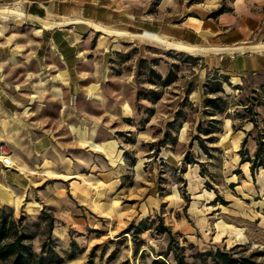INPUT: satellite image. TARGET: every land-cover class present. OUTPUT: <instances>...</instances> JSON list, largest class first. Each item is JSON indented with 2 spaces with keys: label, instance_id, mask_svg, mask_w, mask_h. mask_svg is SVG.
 <instances>
[{
  "label": "rangeland",
  "instance_id": "rangeland-1",
  "mask_svg": "<svg viewBox=\"0 0 264 264\" xmlns=\"http://www.w3.org/2000/svg\"><path fill=\"white\" fill-rule=\"evenodd\" d=\"M188 46L195 49L188 50ZM202 58L194 45H167L153 39L126 43L115 51L103 82L106 100L87 102V107L108 108L105 121L109 128L103 120L96 122L101 127H95L90 119L95 113L87 115L85 128L77 115L70 113L75 105L62 83L59 94L40 100L38 115L32 114L33 107L24 109L29 123L31 116H37L33 118L40 119L42 126L26 123L5 139L10 155H4L13 163L0 156V206L17 217L25 215L38 250L48 236L44 211L56 214L57 251L50 254L47 264H123L127 259L131 264H153L171 239L170 230L160 231L162 221L188 246L189 259L197 250L235 247L238 255L264 261V167L254 172L239 151L249 134L247 147L254 154L257 138L264 132V70L235 78L205 68ZM219 78L224 90L213 91L221 82ZM217 95L221 96L220 106L209 105L208 98ZM119 107H125V112L129 107L132 115L115 120ZM214 117L219 120L212 121ZM200 126L215 129L209 134L216 136L210 142V153L197 138L199 133L207 136ZM80 130H87V134L97 130V140L84 143ZM48 131L58 138L62 158H74L76 166L86 167L76 176L81 180L89 170L88 163L103 158L106 152L115 150L110 157L113 163L122 158L128 163L138 159L143 178L157 192V205L143 198L144 210L140 203L135 204L128 210L129 217L127 211L119 214L98 199L86 206L68 189L65 163L63 169L59 162L54 168L50 164L42 167L48 174L29 171L41 162L32 151V139ZM8 165L29 173L33 184L23 189L9 182L2 172ZM74 211H81L87 224L70 221ZM144 218L147 224L139 230ZM63 223L66 234L57 231ZM127 227L133 229L125 231ZM0 264L6 263L0 260Z\"/></svg>",
  "mask_w": 264,
  "mask_h": 264
},
{
  "label": "crops",
  "instance_id": "crops-1",
  "mask_svg": "<svg viewBox=\"0 0 264 264\" xmlns=\"http://www.w3.org/2000/svg\"><path fill=\"white\" fill-rule=\"evenodd\" d=\"M21 2L22 12L0 7V144L6 143L5 139L26 123L29 127L42 126L38 123L40 119L33 118L37 116H31L29 123L24 109L33 107L32 114L38 115L40 100L49 94H59L61 83L70 103L75 105L70 113L76 114L85 128L87 115L95 113L90 119L95 127H101L96 122L106 120L108 108L87 107V102L106 100L108 94L103 82L107 79L111 58L126 43L142 44L145 39H153L167 45H194L202 53L201 63H205V68L217 69L235 78L264 70V0ZM221 7L223 10L216 12ZM2 11L20 15L4 19ZM97 108L101 110L95 112ZM118 109L115 120L123 121L132 115L129 107L126 112L125 107ZM106 122L104 126L108 127ZM79 134L86 144L98 138L97 130L90 134L80 130ZM110 139L119 142L116 137ZM58 144V138L50 131L34 137L32 151L39 155L41 162L37 163L40 167L29 171L48 174L41 169L45 165L54 168L59 162L62 169L66 166L68 189L86 206L96 204L98 199L119 214L127 211L129 217L128 210L135 204L140 203L144 210L143 198L157 205V192L143 178L144 171L137 167L138 159L128 163L122 158L113 163L110 157L116 154L115 150L111 155L105 151L103 158L97 157L88 163L89 170L81 180L76 176L86 167L76 166L74 158H62ZM2 172L9 182L23 189L33 184L29 173L11 165ZM69 216L73 217L70 221L87 224L81 211ZM57 231L66 234V223L57 227Z\"/></svg>",
  "mask_w": 264,
  "mask_h": 264
},
{
  "label": "trees",
  "instance_id": "trees-1",
  "mask_svg": "<svg viewBox=\"0 0 264 264\" xmlns=\"http://www.w3.org/2000/svg\"><path fill=\"white\" fill-rule=\"evenodd\" d=\"M223 7L216 12H221ZM228 80V76L225 77ZM216 90H224L223 80ZM220 95L216 97L210 96L208 104L220 106L218 101ZM209 114H215L214 111L208 110ZM217 117L212 118V121H218ZM258 124V123H257ZM201 127L202 133L197 135L200 145L207 152L210 153L212 146L210 142L215 141V135L212 134L215 129L212 127ZM249 134L243 140V146L239 149L243 154L242 161H250L251 168L255 172L257 169L264 167V132H260L257 143L258 147L254 154L250 153L247 147ZM44 218L48 224V236L43 240L41 250L35 247V233L30 226L25 222V215L17 217L14 213L9 211L6 206H0V260L6 264H47L50 259V254L57 251V239L54 235L56 214L52 210L44 211ZM147 218L141 220L139 230H143L147 224ZM160 231L164 232L170 230L171 239L168 248L159 252L153 259V264H264V261L254 259L253 256L242 254L238 255L235 247L231 248H211L207 250H197L193 253V258L189 259L187 255L188 246L183 244L181 240L173 233L164 221L159 225ZM133 227H127L125 231H131ZM193 244V243H192ZM139 250V245L136 246V252ZM123 264H131L127 259Z\"/></svg>",
  "mask_w": 264,
  "mask_h": 264
},
{
  "label": "built area",
  "instance_id": "built-area-1",
  "mask_svg": "<svg viewBox=\"0 0 264 264\" xmlns=\"http://www.w3.org/2000/svg\"><path fill=\"white\" fill-rule=\"evenodd\" d=\"M0 7H2L3 9L14 8L17 9V11L19 12H22V10L24 9L21 0H8V1L0 0ZM19 12L2 11L1 16L4 19H11L14 15H20ZM0 154H10L9 150L5 146V143L0 144Z\"/></svg>",
  "mask_w": 264,
  "mask_h": 264
},
{
  "label": "bare ground",
  "instance_id": "bare-ground-1",
  "mask_svg": "<svg viewBox=\"0 0 264 264\" xmlns=\"http://www.w3.org/2000/svg\"><path fill=\"white\" fill-rule=\"evenodd\" d=\"M186 49L193 51L195 48L188 46ZM1 157H3V159H5V161L8 162L9 164L13 163V159L10 156L1 154Z\"/></svg>",
  "mask_w": 264,
  "mask_h": 264
}]
</instances>
